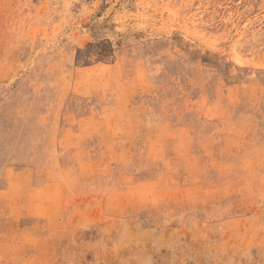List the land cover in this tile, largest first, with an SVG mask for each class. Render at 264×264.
I'll return each instance as SVG.
<instances>
[{
    "label": "rangeland",
    "instance_id": "1",
    "mask_svg": "<svg viewBox=\"0 0 264 264\" xmlns=\"http://www.w3.org/2000/svg\"><path fill=\"white\" fill-rule=\"evenodd\" d=\"M0 264H264V0H0Z\"/></svg>",
    "mask_w": 264,
    "mask_h": 264
}]
</instances>
